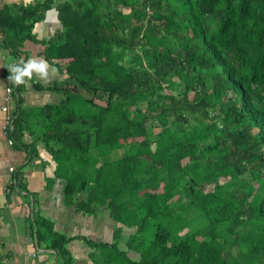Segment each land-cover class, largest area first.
I'll list each match as a JSON object with an SVG mask.
<instances>
[{"label": "trees", "instance_id": "1", "mask_svg": "<svg viewBox=\"0 0 264 264\" xmlns=\"http://www.w3.org/2000/svg\"><path fill=\"white\" fill-rule=\"evenodd\" d=\"M57 2L0 14L5 45L16 51ZM58 12L44 56L65 64L49 88L61 102L19 109L13 138L29 130L69 202L83 195L78 211L119 226L115 243H89L102 263L264 264V0H65ZM124 227L136 231L122 249ZM53 239L70 264L69 241Z\"/></svg>", "mask_w": 264, "mask_h": 264}, {"label": "crops", "instance_id": "2", "mask_svg": "<svg viewBox=\"0 0 264 264\" xmlns=\"http://www.w3.org/2000/svg\"><path fill=\"white\" fill-rule=\"evenodd\" d=\"M64 1L58 0L46 12L31 38L17 46L16 51L11 48L12 40L10 46L5 45L7 34L0 30V264H68L52 247L54 236L69 241L66 250L72 260L70 264H103L98 258L101 251L90 244L111 245L117 239L119 226L108 211L100 209L91 215L78 211L76 204L83 195L69 202L64 193L67 182L56 176L57 164L43 142L35 145V137L29 130L22 142L17 143L13 138V122L19 109L31 116L46 106L61 102L62 96L49 88L64 81L59 67L65 64L48 62L44 53L45 43L63 31L58 4ZM36 2L0 0V14L19 15V10L30 8ZM32 22L26 20L23 24L30 26ZM25 36L14 32L12 39ZM33 57L44 59L58 71L48 82L34 76L18 91L19 85L9 80L7 67L21 58L27 61ZM8 89H12L10 96ZM135 231V228H123L119 239L122 249H125L124 238ZM129 257L138 261L140 255L130 252Z\"/></svg>", "mask_w": 264, "mask_h": 264}, {"label": "clouds", "instance_id": "3", "mask_svg": "<svg viewBox=\"0 0 264 264\" xmlns=\"http://www.w3.org/2000/svg\"><path fill=\"white\" fill-rule=\"evenodd\" d=\"M28 0H25L27 3ZM10 76V82L16 85L25 84L35 76L36 78L48 82L57 73V68L51 66L47 61L42 58H30L25 61L21 58L15 63H11L7 67Z\"/></svg>", "mask_w": 264, "mask_h": 264}, {"label": "built area", "instance_id": "4", "mask_svg": "<svg viewBox=\"0 0 264 264\" xmlns=\"http://www.w3.org/2000/svg\"><path fill=\"white\" fill-rule=\"evenodd\" d=\"M8 95L10 96L12 94V89L7 90Z\"/></svg>", "mask_w": 264, "mask_h": 264}, {"label": "rangeland", "instance_id": "5", "mask_svg": "<svg viewBox=\"0 0 264 264\" xmlns=\"http://www.w3.org/2000/svg\"><path fill=\"white\" fill-rule=\"evenodd\" d=\"M120 157V154H118V155H115V159L116 158H119ZM211 188H208V190H210ZM109 222H111L110 220H109ZM124 236V235H123Z\"/></svg>", "mask_w": 264, "mask_h": 264}]
</instances>
